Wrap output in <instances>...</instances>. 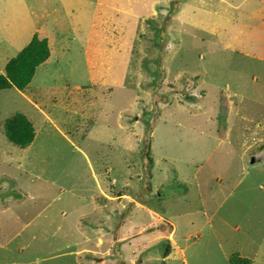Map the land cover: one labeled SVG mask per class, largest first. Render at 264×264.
<instances>
[{
	"label": "rangeland",
	"instance_id": "1",
	"mask_svg": "<svg viewBox=\"0 0 264 264\" xmlns=\"http://www.w3.org/2000/svg\"><path fill=\"white\" fill-rule=\"evenodd\" d=\"M82 1L42 26L56 0H0L2 73L35 35L48 44L30 87L0 89V122L42 125L26 158L0 128V264H264V0ZM38 104L115 186L46 146L61 137ZM97 190L126 196L96 206ZM94 224L98 261L76 253Z\"/></svg>",
	"mask_w": 264,
	"mask_h": 264
},
{
	"label": "crops",
	"instance_id": "2",
	"mask_svg": "<svg viewBox=\"0 0 264 264\" xmlns=\"http://www.w3.org/2000/svg\"><path fill=\"white\" fill-rule=\"evenodd\" d=\"M71 3H73V1L76 3V1H79V3H83V1L82 0H69ZM63 0H56V2H54V9L52 10L53 12H49V11H45L44 9L43 10H41L42 11V17H43V23H42V26L43 25H46V24H54V25H57L59 22H60V20L57 18V20H55V19H53L52 20V16H51V13H57L59 10H60V7H63ZM78 3V4H79ZM77 4V3H76ZM42 26H38V31L39 30H41L42 29ZM39 37V36H38ZM40 38V37H39ZM40 39H42V38H40ZM47 46H48V44H47ZM20 53V52H19ZM18 53V54H19ZM15 57V55H12L10 58H9V60H11V59H13ZM47 60H48V58H46L45 59V61L44 62H42L41 64H39L36 68H35V72H34V74L36 73V71H37V69H38V67L40 66V65H42V64H46L47 63ZM8 65V64H7ZM6 65V66H7ZM6 68V67H5ZM0 73H2L1 71H0ZM6 73H5V69H4V73H2L1 75H4V76H6L5 75ZM30 83H31V81H30ZM30 83L27 85V86H29L30 87ZM10 88H15V89H18L16 86H11ZM10 88H8V89H10ZM7 90V89H6ZM18 91L20 92V93H22V91L23 90H19L18 89ZM49 105H51V106H53V107H56V105L57 104H49ZM49 105H47V106H49ZM42 107H44V106H40L39 104H38V110H39V112L40 113H42V112H44V113H42V114H40L39 116L41 117V119L47 124V125H50L51 127H52V131H54L57 135H59V137H61L60 138V142H51V141H48V140H51V139H44L45 140V144H46V146L48 147V148H53L56 152L58 151V150H60V149H63V148H65V147H67L68 149H69V153L70 154H72L73 155V153H72V150H79V152H81V154H82V157L83 158H78V159H76V158H67V161L70 163V167L72 168L73 167V164H76V165H78V167H80L81 166V163L82 164H85V163H88L87 165L89 166V168H90V172H92V174H93V176L94 177H97V178H99V179H101L107 186H110V185H112L113 183L114 184H116L117 182H116V179H111L110 177L113 175V171L111 170V167L109 166V165H106V168H101V167H97L98 168V170H99V174L98 175H95L96 173H95V171H94V169L92 168V166H91V161L89 160V158H88V156L85 154V153H83V151L80 149V147L77 145V143H75V141L73 140V135H74V132H70V131H68V130H65V131H63V130H61L60 128H59V126H58V124H57V122L55 121V120H52V117H54L53 115H51V116H49L48 114H46L45 113V111L42 109ZM72 110V109H71ZM72 112L74 113V115H76V116H78V114H76L77 112L75 111V110H72ZM16 114H20V115H22L27 121L28 120H30L31 121V126H32V128H33V134H34V136H33V139H32V141L35 139V142L39 139V136H40V129L41 128H39L40 126L42 127V125H41V123L39 122V124L37 125V121H36V118L35 119H33V120H31L27 115H25L24 113H16ZM81 117H84V114L82 113V114H79ZM8 118H10V117H8ZM8 118H6V119H4L3 121H1L0 122V128H1V126H3L4 125V123H5V121L6 120H8ZM4 128V127H3ZM85 129H83V133H87V132H89L87 129H86V131H84ZM62 139H63V141L64 142H62ZM43 142V141H42ZM35 143H33L32 144V142L29 144V145H27V146H23V147H21V146H18V145H15L14 143H11V145L13 146V147H21V148H27L25 151H23L21 154H20V157L21 158H26V157H31L30 155L31 154H28V151H29V149L32 147V145H34ZM150 145V144H149ZM22 155H24V156H22ZM4 156H5V158H6V153L5 154H2V155H0V159H3L4 158ZM32 157H33V154H32ZM105 158H106V161H108V158H107V156H104ZM4 158V159H5ZM59 161L61 160V158H57ZM64 160L62 159V164L65 166V164H64ZM80 162V163H79ZM18 163H20V164H22V162L21 161H19ZM108 164V163H107ZM33 166V165H32ZM31 166V167H32ZM95 173V174H94ZM192 184H193V187H195L196 185H197V179L196 180H193V182H192ZM124 196H126V194H124ZM124 196L122 195V196H120L118 193H116V194H110V193H107L105 190H97V191H95V192H93V193H91V194H89V199L91 200V202H92V204L93 205H100V204H103V201L101 200L103 197H104V199L105 200H107V201H109V200H116V202L118 203L119 202V200H120V197H123L124 198ZM127 197H130V195H127ZM77 199L78 200V195H76L75 193H68V197L66 198V199H69L70 201L69 202H71V199ZM141 198V200L143 201V202H145L146 201V199L143 197V196H141L140 197ZM125 199V198H124ZM55 202H57V200L55 201ZM133 202L135 203V204H139L141 207H142V204H140V203H138L137 201H134L133 200ZM63 203H65V201H62V202H60V204H62L63 205ZM74 204H76V203H74ZM123 206V205H122ZM142 209V208H141ZM139 210V209H138ZM135 211L134 212V214L136 213V214H138L139 213V211ZM151 216H153V217H156L157 219H164V218H162L163 216H161L159 213H155V211H147ZM65 213H64V211H61L60 212V216H63ZM165 215H167V214H165ZM75 223L74 224H76L77 226H78V224H77V217H76V215H75ZM125 219L126 220H130L129 218H126L125 217ZM165 220V219H164ZM60 221H62V222H64V221H67L66 219H60ZM167 221V220H166ZM168 223H169V221H167ZM161 224H164V223H161ZM170 224H171V222H170ZM96 227L95 228H93V230L92 231H94V236L93 237H91L90 239H88V245H90V248L91 249H85V248H83V249H80V250H77L76 251V253H89V254H91V255H93L94 254V256H92L91 258L93 259V261H95V260H97L98 261V258L99 257H101L102 258V255L103 254H107V253H109V250L107 249V248H105L102 252H98V251H96V249H98V248H100V247H95V249L92 247V245H91V242L96 238L97 239V243L95 244V246L96 245H98V244H101V240H100V237H99V233H100V231H99V225H97V224H94ZM93 225V226H94ZM166 225V224H165ZM171 225H174V224H171ZM115 226V225H114ZM111 227H113V225H108L107 224V230L108 231H110L111 230ZM81 228L83 229V230H86L85 229V226H81ZM175 229L173 228V230L172 231H174ZM163 236V234H161V235H157V237H158V240H161L160 238ZM170 243H174V242H171L170 241ZM80 251H83V252H80ZM136 252H131V254L134 256V254H135ZM60 254H62V253H56V254H52V255H50V257H48L47 259H49V260H47V259H45V258H43L42 257V259H45V260H47V261H51L52 259H54L56 256L58 257ZM64 254H66V253H64ZM74 256H77L76 254H74ZM95 256H97V257H95ZM133 256H131V257H133ZM102 260L103 259H101V261L100 262H102ZM53 262V264H55V262L54 261H52ZM84 263L86 264V260H84Z\"/></svg>",
	"mask_w": 264,
	"mask_h": 264
},
{
	"label": "trees",
	"instance_id": "3",
	"mask_svg": "<svg viewBox=\"0 0 264 264\" xmlns=\"http://www.w3.org/2000/svg\"><path fill=\"white\" fill-rule=\"evenodd\" d=\"M47 49L46 39H39L35 35L32 42L16 58L10 60L5 68L6 76L0 75V89H8L11 86L26 87L34 75L35 68L47 58ZM5 127L9 139L15 145L23 147L32 142L33 128L22 115L15 114L6 122Z\"/></svg>",
	"mask_w": 264,
	"mask_h": 264
}]
</instances>
